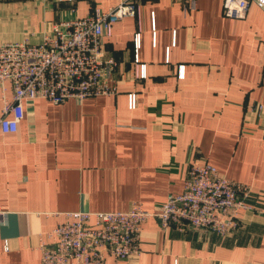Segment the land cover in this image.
<instances>
[{"label":"crops","instance_id":"crops-1","mask_svg":"<svg viewBox=\"0 0 264 264\" xmlns=\"http://www.w3.org/2000/svg\"><path fill=\"white\" fill-rule=\"evenodd\" d=\"M191 1L140 0L113 24L116 94L26 100L17 131L0 129V264H41L39 242L67 212L157 208L203 161L252 186L239 227L221 235L151 217L139 253L103 264H264V9L252 0L236 19L224 0ZM119 2L0 0V42H40L55 23ZM3 91L10 81L0 116Z\"/></svg>","mask_w":264,"mask_h":264},{"label":"built area","instance_id":"built-area-1","mask_svg":"<svg viewBox=\"0 0 264 264\" xmlns=\"http://www.w3.org/2000/svg\"><path fill=\"white\" fill-rule=\"evenodd\" d=\"M139 1L120 0L108 10L94 9L84 17L55 23L40 42H0V84L4 89L10 81L13 90L10 96L3 91L0 129L17 131L26 100L60 103L116 94L111 80L118 62L107 52L104 37L111 34L115 22L138 14ZM251 1L224 0L223 14L245 18ZM255 1L264 9V0ZM136 100V94L130 93L131 108ZM252 192L250 184L228 178L214 165L193 162L182 192L169 193L153 210L134 200L122 211L67 212L66 219L47 232L48 240H40L41 264H103L107 255L128 258L140 252V232L151 217H157L163 227L228 235L240 225L239 210L254 209L249 201Z\"/></svg>","mask_w":264,"mask_h":264}]
</instances>
